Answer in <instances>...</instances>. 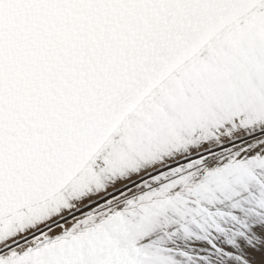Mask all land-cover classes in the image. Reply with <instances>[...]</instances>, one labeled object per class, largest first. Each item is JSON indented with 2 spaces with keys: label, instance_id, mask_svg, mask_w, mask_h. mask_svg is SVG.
<instances>
[{
  "label": "snow or ice",
  "instance_id": "6c2138e0",
  "mask_svg": "<svg viewBox=\"0 0 264 264\" xmlns=\"http://www.w3.org/2000/svg\"><path fill=\"white\" fill-rule=\"evenodd\" d=\"M0 264H264V0H0Z\"/></svg>",
  "mask_w": 264,
  "mask_h": 264
}]
</instances>
